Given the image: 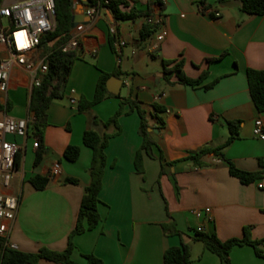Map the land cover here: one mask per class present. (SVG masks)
<instances>
[{
    "label": "crops",
    "instance_id": "crops-1",
    "mask_svg": "<svg viewBox=\"0 0 264 264\" xmlns=\"http://www.w3.org/2000/svg\"><path fill=\"white\" fill-rule=\"evenodd\" d=\"M17 1L1 0L0 8ZM122 1L128 4L123 11L134 8L141 17L115 21L108 10L101 9L98 19L92 21L85 16L92 8L89 0H72L74 16L84 31L63 97L48 108L45 152L39 165L34 166L37 139L31 122L26 137H6L19 146V160L9 186L0 184V194L20 200L7 243L22 253H36L42 248L65 250L90 181L92 153L82 144V136L93 130L112 135L105 150L99 193L100 222L93 230L74 237L72 260L86 264L82 256L93 255L103 264H163L167 249L184 245L191 264H221L216 255L193 241L197 228L221 242L242 238L244 229L252 240H264V140L252 134L256 121L261 122L264 134V112L255 108L246 79L249 69L264 71V16L243 14L238 1L165 0L161 8L156 6L157 0ZM149 8L151 16L163 15L167 33L154 52L147 48L158 29L146 40L141 38L146 25L142 15ZM214 12L219 14L216 19ZM110 27H115L125 42L119 63ZM52 44L39 46L27 55L34 69ZM7 60H11V52L0 45V62ZM162 61L183 62L181 72L186 78L196 80L206 73L205 79L195 87L180 84L175 76L166 82ZM102 73L109 75L106 90L110 79L121 78L118 95L107 90L101 102L80 112L81 100H93ZM32 83L33 74L13 63L8 90L0 94V119L32 117L28 111ZM207 85L212 86L204 89ZM157 96H162L160 101L155 100ZM70 99L76 103L70 104ZM127 102L145 113L154 141L153 157L142 154L144 174L134 169V157L142 142L140 119ZM120 105L118 133L114 128L104 130L101 123L113 117ZM94 118L100 124H94ZM227 122H240V128L238 137L222 154L237 170L260 174L251 184L243 185L230 176L226 165L213 154L202 159L205 165L201 168L189 159L202 148L216 149L225 144ZM69 146L80 150L74 162L63 157ZM54 164H59L60 174L52 179ZM35 176L48 179L44 190L37 191L29 183ZM67 179L77 183H66ZM203 209H209L210 214L201 218L192 215V211ZM168 224L181 236L165 234L161 226ZM260 249L263 258L250 246L234 247L230 264H264V243Z\"/></svg>",
    "mask_w": 264,
    "mask_h": 264
},
{
    "label": "trees",
    "instance_id": "trees-1",
    "mask_svg": "<svg viewBox=\"0 0 264 264\" xmlns=\"http://www.w3.org/2000/svg\"><path fill=\"white\" fill-rule=\"evenodd\" d=\"M230 1H238L240 3V11L247 16H264V0H217L219 4ZM54 3V30L43 36L39 43V46L45 45L46 43H53L48 49V55L43 60V64L47 67V72L41 77L39 86H32L28 103V111L33 118L30 126L32 134L37 139L34 160L35 167L39 165L45 152L43 136L47 126L48 108L54 100L63 97L65 85L70 76L73 63L78 59L77 52L63 53L61 51V47L68 40L69 33L72 30V0H54ZM89 3L94 8L103 7L107 9L115 21H134L141 17L135 12L134 8H131L129 11H123L122 9L127 8L128 4L122 0H108V4L105 6L102 4V0H89ZM156 6L159 8L162 7L158 1H156ZM151 12L152 9L149 8L142 16L148 18L151 16ZM155 32L156 27L146 24L142 28L141 38L146 40ZM211 61L212 60H209V62ZM162 66L163 76L166 82H170L171 77L175 76L180 84L195 87L200 85L206 76V73H204L196 80L186 78L181 72L183 62L174 64L172 62L162 61ZM108 79L109 75L103 73L100 75L93 100L90 102L81 100L78 106L80 112L90 109L108 95L106 90V82ZM246 79L250 98L255 108L259 112H264V71L249 69L246 72ZM211 86L212 85H207L204 89H209ZM127 103L130 106V111L136 110L140 119L139 135L142 142L134 157V169L138 174H144L142 154L144 153L150 158L153 157L152 146L154 145V141L149 132L150 126L146 120L145 113L135 103ZM122 105H120L119 110L113 117L101 123L104 130L114 128L116 131L115 134L118 133V118L122 113ZM155 110L158 111V108H155ZM2 111L3 107L0 106V112ZM92 122L96 125L100 124L95 118ZM226 125L229 131V137L225 144L216 149L202 148L194 155L190 156L189 159L194 166L201 168L205 165L202 159L208 154H213L220 158L226 165L230 176L236 178L243 185L251 184L260 177V174H249L237 170L222 154V151L238 137L240 122H227ZM111 137L112 135L98 133L93 130H87L83 133L82 144L90 149L92 153L89 167L90 181L88 186L84 189L76 222L74 228L68 235L65 250L56 252L42 248L36 253H22L5 246V242H2L0 245V264H38L40 261L53 262L56 264H77L71 258L74 251V237L86 231L93 230L100 222V215L98 213L99 193L102 189V179L106 167L105 150ZM79 152L80 150L78 147L69 146L64 150L63 157L67 161L74 162L77 160ZM18 160L19 157L16 155L14 160L15 166ZM65 182L69 184L77 183L74 179H67ZM29 183L35 190L41 191L47 187L48 179L35 176L29 180ZM161 227L165 234L181 236L180 232H178L172 224L162 225ZM193 241L202 244L205 250L216 255L220 259L221 264H230V251L237 246H250L257 257L263 258L260 247L264 243V240H252L248 229H244L243 237L240 239H231L226 242H221L214 235L196 233L193 237ZM82 257L86 260V264H103L100 259L93 255H83ZM163 264H191L187 248L181 245L180 247L167 249L163 255Z\"/></svg>",
    "mask_w": 264,
    "mask_h": 264
},
{
    "label": "built area",
    "instance_id": "built-area-1",
    "mask_svg": "<svg viewBox=\"0 0 264 264\" xmlns=\"http://www.w3.org/2000/svg\"><path fill=\"white\" fill-rule=\"evenodd\" d=\"M161 5L165 0H157ZM105 6L108 0H102ZM105 8H90L85 12V16L95 21L98 19V12ZM107 10V9H106ZM214 19L219 17L217 12L213 13ZM5 19L8 26L2 25L1 20ZM146 24L156 27L158 31L154 34V41L148 46L149 52L158 49L161 42L165 39L167 33L164 29V17L158 13L145 19ZM55 27V3L54 0H19L7 7L0 8V45L6 46L11 52V60L0 62V94H6L8 90L9 74L12 64L23 67L26 71L33 74L32 85L37 87L40 84L41 77L46 74L47 67L42 63L37 69H34L32 62L28 61L27 55L39 47L40 39L51 33ZM84 27L78 24L72 28L68 40L61 47L63 53L77 52ZM109 34L113 38L114 53L117 63L120 62V53L125 46L124 40L119 36L115 27H110ZM162 96H157L156 101H160ZM74 99H70V104H75ZM33 121L32 117L26 119H14L4 117L0 119V184L8 187L15 171L14 160L19 152V146L6 140L7 136L26 137L28 125ZM252 134L264 140L262 133V124L260 121L254 123ZM34 147L37 148V142ZM60 174L59 164H54L50 170V178H55ZM19 197L4 196L0 194V242H5V246L15 249L14 246L7 243L9 230L16 218L19 208ZM209 209L194 210L192 215L196 218L208 216ZM196 233H201L197 228Z\"/></svg>",
    "mask_w": 264,
    "mask_h": 264
},
{
    "label": "water",
    "instance_id": "water-1",
    "mask_svg": "<svg viewBox=\"0 0 264 264\" xmlns=\"http://www.w3.org/2000/svg\"><path fill=\"white\" fill-rule=\"evenodd\" d=\"M74 11L72 10L73 20L71 24V28H74L78 25L79 21L74 16ZM121 78L113 77L107 83V90L112 95H118L120 87H121ZM111 86V87H110ZM113 87V88H112ZM154 133H157V130H153Z\"/></svg>",
    "mask_w": 264,
    "mask_h": 264
},
{
    "label": "rangeland",
    "instance_id": "rangeland-1",
    "mask_svg": "<svg viewBox=\"0 0 264 264\" xmlns=\"http://www.w3.org/2000/svg\"><path fill=\"white\" fill-rule=\"evenodd\" d=\"M1 23H2V25L5 26V27L8 26V22H7V20H5V19H2V20H1Z\"/></svg>",
    "mask_w": 264,
    "mask_h": 264
}]
</instances>
